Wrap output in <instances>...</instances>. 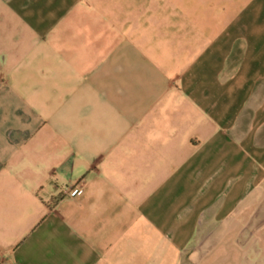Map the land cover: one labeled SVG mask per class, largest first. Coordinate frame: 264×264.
<instances>
[{
  "label": "crops",
  "instance_id": "1",
  "mask_svg": "<svg viewBox=\"0 0 264 264\" xmlns=\"http://www.w3.org/2000/svg\"><path fill=\"white\" fill-rule=\"evenodd\" d=\"M0 264H264V0H0Z\"/></svg>",
  "mask_w": 264,
  "mask_h": 264
},
{
  "label": "rangeland",
  "instance_id": "2",
  "mask_svg": "<svg viewBox=\"0 0 264 264\" xmlns=\"http://www.w3.org/2000/svg\"><path fill=\"white\" fill-rule=\"evenodd\" d=\"M241 236L244 237L245 234H243V235H241ZM240 239H241L240 235L236 237L235 242H233L235 246H237V247L240 246Z\"/></svg>",
  "mask_w": 264,
  "mask_h": 264
},
{
  "label": "built area",
  "instance_id": "3",
  "mask_svg": "<svg viewBox=\"0 0 264 264\" xmlns=\"http://www.w3.org/2000/svg\"><path fill=\"white\" fill-rule=\"evenodd\" d=\"M65 191H66V192H70V191H71V187L66 186Z\"/></svg>",
  "mask_w": 264,
  "mask_h": 264
}]
</instances>
